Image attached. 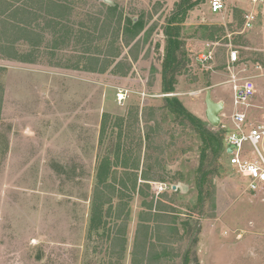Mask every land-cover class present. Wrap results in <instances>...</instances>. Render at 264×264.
I'll return each mask as SVG.
<instances>
[{
    "label": "rangeland",
    "instance_id": "1",
    "mask_svg": "<svg viewBox=\"0 0 264 264\" xmlns=\"http://www.w3.org/2000/svg\"><path fill=\"white\" fill-rule=\"evenodd\" d=\"M109 1L125 15L144 14L146 29H152L127 76L117 74L112 68L102 75L73 68L84 48L78 44L76 50L51 49L53 39L50 36L36 50L32 64L0 56L3 88L0 264H132L131 250L138 216L145 209L143 203L157 199L159 185L169 187L161 193L171 195L177 190L172 201L178 216L172 228L179 234L174 238L179 239L183 234L178 224L183 221H190L191 226L197 222L200 229L196 237L191 235L189 240L186 237L174 244H161L166 248L162 264H179L182 253L194 238L197 242L191 247L189 257L192 261L196 258L199 264H264V188L249 191L247 181L228 166L222 154L217 162L221 169L214 180L213 209H210V202L205 201L203 215L198 218L194 214L197 213L194 178L202 163L201 140L190 126L179 125L173 115L157 114L150 122L151 175L158 181L149 182L147 197L142 198L132 191L126 197L125 190L117 188L107 224L99 230L90 226L97 164L105 155L112 159L117 146L122 152L135 153L139 144L137 136L133 135L131 113L145 106L159 107L165 96L160 89L158 72L165 51L163 27L168 17L177 6H186L187 1L200 2L180 26L179 39L189 63L182 66L183 74L176 77L174 92L169 97H176L188 113L207 123L205 97L209 92L213 102L223 103L220 124L227 125V116L233 110L231 90L225 84L227 55L234 49L241 61L245 60L238 45L247 46L254 38L248 32L251 29L243 30V17L253 10L257 16H262L264 3L251 9V0H225L226 10L212 14L209 0ZM100 2L104 1L70 0L76 35L84 31V27H92L94 17L101 10ZM155 6L160 8L156 14L153 12ZM203 26L223 27L224 35L210 43L202 38ZM260 40L255 43L264 50V41ZM114 45L120 47L116 41ZM207 45H212L215 57L202 66L196 61V55L204 52ZM127 52L122 48L115 62L124 60ZM241 68L245 69V75L251 76L254 72L251 65ZM256 83L264 84V80ZM260 89L264 90V86L259 92ZM120 92L125 97L122 102L117 98ZM259 104L262 103L252 101L255 107L247 112L252 122L260 118ZM104 114L109 115L108 137L101 141ZM118 119H123L120 127ZM139 126L144 132L142 121ZM217 128L212 127L213 130ZM120 129L121 136L117 137ZM259 148L264 151V144ZM122 155L119 154L120 161ZM126 161L132 158L127 157ZM116 205L123 208L122 216L127 219L126 245L121 258L110 252L108 238ZM163 239L171 240L173 236L159 234L157 242Z\"/></svg>",
    "mask_w": 264,
    "mask_h": 264
},
{
    "label": "trees",
    "instance_id": "2",
    "mask_svg": "<svg viewBox=\"0 0 264 264\" xmlns=\"http://www.w3.org/2000/svg\"><path fill=\"white\" fill-rule=\"evenodd\" d=\"M187 2L189 3L186 6L184 4L177 6L163 27L166 45L161 69L158 73L161 77L160 89L165 96L162 98L160 106H145L142 110L136 108L131 113L133 135L137 136L139 144L136 152L128 150L122 152L120 146H117L112 159L109 155H105L97 164L96 181L90 202V226L93 230H99L102 225L107 224L106 218H109L117 188L118 191L125 190L126 197L128 192L132 191L138 192L142 198H146L149 182L158 181L155 176L151 175L153 162L150 154L153 149L152 136L149 133L150 130L152 131L150 122L157 114H162L164 117L173 115L179 125L190 126L200 138L202 163L194 178L197 190V213L194 214L198 218L203 215V204L207 200L210 202V209H213L214 180L218 177L221 169V165L217 162L222 154L228 160L223 142L227 130L222 129L221 125L217 130H213L207 125L208 123L202 122L188 113L176 97L167 96L174 92L176 77L183 74L182 66L189 63L183 43L179 39L182 30L180 26L186 20L189 11L193 10L200 2ZM100 8V13L93 19L92 27L81 28L84 31L76 35L72 23L73 6L70 0H0V56L7 60L32 64L36 59V50L50 36L53 39L51 49L73 48L76 50L78 44L85 49L81 51L73 68L100 75L112 68V71L117 74L127 76L132 63L138 61L140 51L150 37L152 29H146L147 21L144 14L125 15L116 5L111 7L104 2H100ZM159 9L156 6L153 7L154 14L158 13ZM201 30L204 32L202 38L210 43L219 40L218 38H221L225 31L223 27L219 26H203ZM115 41L120 47H115ZM71 44L72 47H69ZM122 48L128 50L127 56L124 60L115 62L119 59V51ZM241 63L242 61L239 62V65ZM154 72L156 71L154 70ZM2 95L3 88L0 85V112ZM108 119L109 115L104 114L100 129L101 141L108 137ZM140 120L144 123V132L139 126ZM118 121L120 127L123 119H118ZM121 133L122 129L118 132L117 137H120ZM120 153H123L122 161L119 159ZM127 157L132 158V161H126ZM176 192L177 190L171 195L166 192L160 193L157 195V199L143 203L145 209L140 212L135 226L131 250L132 264H162L161 259L166 254L163 252L166 249L163 245L184 241L186 237L189 240L191 235L196 237L200 232L197 222L191 226L190 221H183L178 223L182 226L183 234L179 239L174 238L179 234L175 228H172L176 224L178 216L172 201ZM122 212L123 208L116 205L115 214L112 217L114 222L108 229L110 252L117 254L119 258L125 251L126 245L127 219L122 216ZM159 234L172 235L173 239H163L157 242ZM196 242L197 238L190 240L189 245L182 253L179 264H199L196 258L192 261L189 257L191 247L195 246ZM157 248L160 250L157 251Z\"/></svg>",
    "mask_w": 264,
    "mask_h": 264
},
{
    "label": "built area",
    "instance_id": "3",
    "mask_svg": "<svg viewBox=\"0 0 264 264\" xmlns=\"http://www.w3.org/2000/svg\"><path fill=\"white\" fill-rule=\"evenodd\" d=\"M260 3H264V0H251L252 5ZM208 8L210 13L220 14L226 10L225 0H209ZM254 21V13L245 14L242 23L243 30H250ZM211 46L207 45L204 52L196 55V61L200 65L203 66L214 60L215 53ZM239 62L237 50L230 49L227 55L226 71L228 76L225 84L231 90L233 110L227 116V125H220L222 129L227 130L224 137L226 153L227 149H231V153H227L228 166L247 181L249 191L255 192L264 187V151L259 148V145L264 144V103L257 106L261 111L259 120L252 122L247 112L255 107L252 105L255 85L252 76L244 74L245 69L241 67L245 66L239 65ZM117 98L119 102H122L125 99L124 93H118ZM248 146L249 148H247ZM168 188L159 185L158 194L167 191Z\"/></svg>",
    "mask_w": 264,
    "mask_h": 264
},
{
    "label": "crops",
    "instance_id": "4",
    "mask_svg": "<svg viewBox=\"0 0 264 264\" xmlns=\"http://www.w3.org/2000/svg\"><path fill=\"white\" fill-rule=\"evenodd\" d=\"M254 7H256V5H252L251 9H254ZM253 13L255 15V21L251 30L248 32H251L250 34L254 38V40L251 43H249V45L247 46L244 43L243 44L241 43L239 44L238 47L239 50L242 49L243 51L242 58H245V60L242 61L241 64H243L245 67L247 65L249 66L251 65V67H254V72L251 76L253 78V83L255 85V95L252 101L256 100L257 102L260 101V103H264V90L260 89L259 92V88L264 86V84H258L260 85L259 87L256 83L257 80H262V79L264 80V50L259 49L257 44L255 43V41L260 39H261L260 41H264V14L262 16H257L254 10ZM260 32L262 33V35L260 34ZM248 51L251 53H247ZM254 58H256L257 60L254 61L253 60ZM239 60L240 61L242 60L240 56H239Z\"/></svg>",
    "mask_w": 264,
    "mask_h": 264
},
{
    "label": "water",
    "instance_id": "5",
    "mask_svg": "<svg viewBox=\"0 0 264 264\" xmlns=\"http://www.w3.org/2000/svg\"><path fill=\"white\" fill-rule=\"evenodd\" d=\"M104 3H106L107 5L113 7L114 4L113 2L109 1V0H103ZM205 117L207 120V123L213 127V128H217L220 125V114L223 110V103L218 102L215 103L211 100V95L209 92H207L206 97H205ZM227 153H231V149H227ZM173 189H175V187H173Z\"/></svg>",
    "mask_w": 264,
    "mask_h": 264
}]
</instances>
